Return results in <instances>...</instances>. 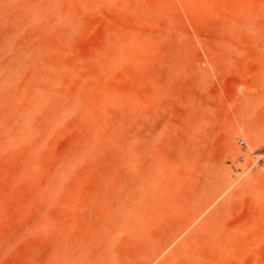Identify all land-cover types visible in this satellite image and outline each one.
<instances>
[{"label": "rangeland", "instance_id": "rangeland-1", "mask_svg": "<svg viewBox=\"0 0 264 264\" xmlns=\"http://www.w3.org/2000/svg\"><path fill=\"white\" fill-rule=\"evenodd\" d=\"M60 5L14 35L0 3V264H264V0ZM143 141L172 212L111 241Z\"/></svg>", "mask_w": 264, "mask_h": 264}, {"label": "bare ground", "instance_id": "bare-ground-1", "mask_svg": "<svg viewBox=\"0 0 264 264\" xmlns=\"http://www.w3.org/2000/svg\"><path fill=\"white\" fill-rule=\"evenodd\" d=\"M0 3L5 9L11 11L14 16V35L24 31L28 26L50 31L54 29V27H59L56 25L62 22L64 23L65 16L60 5L62 0H0ZM47 19L50 21H47ZM32 55V50L23 54L22 58L27 65L32 63ZM14 79V75H10L4 81H0V88L5 91V95H12L14 87L10 85ZM1 83H3L4 86H2ZM40 90L42 92H48L49 94L54 93L53 85L48 88L41 86L39 89L35 90V93ZM10 97L11 96L4 97L3 101H6L7 98ZM32 101L33 97L31 99V104ZM31 112L32 110L30 108L24 107L22 120L18 126L20 129L16 132L17 134L8 135V141H11L13 136L14 140L16 135L24 138L23 136L29 137L30 134H32V126L29 127L28 125ZM56 122L57 121L54 123ZM132 150L134 149L130 151ZM140 154V166L136 167V186L126 198L121 213L115 220L117 224L116 229L111 230L109 233L111 241L119 231H137L140 228L146 227L149 222L154 221L157 217L164 215L167 209L172 212L169 194L165 189L164 183L167 176L162 167L157 163L149 142H142ZM203 208L204 207H200L196 209L178 222L173 239L176 240L199 220L205 211ZM166 248L167 247L160 248L158 251L154 252L148 263H151L159 257Z\"/></svg>", "mask_w": 264, "mask_h": 264}, {"label": "built area", "instance_id": "built-area-1", "mask_svg": "<svg viewBox=\"0 0 264 264\" xmlns=\"http://www.w3.org/2000/svg\"><path fill=\"white\" fill-rule=\"evenodd\" d=\"M242 143H244V141H242Z\"/></svg>", "mask_w": 264, "mask_h": 264}]
</instances>
